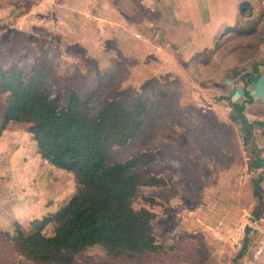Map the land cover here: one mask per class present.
I'll return each instance as SVG.
<instances>
[{"label":"rangeland","instance_id":"1","mask_svg":"<svg viewBox=\"0 0 264 264\" xmlns=\"http://www.w3.org/2000/svg\"><path fill=\"white\" fill-rule=\"evenodd\" d=\"M149 16L128 20L112 0H0V63L28 72L50 61L53 78L47 85L61 106L70 92L98 107L121 95L149 101L159 91H183L181 117L167 131L150 141L142 134L117 155L156 153L144 171L162 176L167 186L144 188L133 206L155 212L156 236L174 250L165 259L118 261L91 248L74 264H264V193L257 204L251 186L264 169L250 154L253 143L264 160V122L254 121L248 108L241 119L233 108L247 101L240 77L252 70L253 48L264 40V28L250 38L229 34L214 49L193 53L159 40L157 22ZM244 125L251 130L249 142ZM27 128L11 121L0 135V230L18 237L36 228L51 236L55 214L84 185L45 161ZM261 186L264 192V176ZM244 238L247 248L235 261ZM8 263L35 264L16 253Z\"/></svg>","mask_w":264,"mask_h":264},{"label":"trees","instance_id":"2","mask_svg":"<svg viewBox=\"0 0 264 264\" xmlns=\"http://www.w3.org/2000/svg\"><path fill=\"white\" fill-rule=\"evenodd\" d=\"M258 76L255 65L240 77L245 97L249 96L248 85ZM52 78L53 67L48 60L28 72L0 63V135L11 121L28 124L27 132L41 157L50 165L73 173L84 188L55 214L53 235L45 236L35 228L14 237L0 230V264H9L14 253L35 264H74L77 256L91 248H100L118 261L168 257L174 249L157 238L155 212L145 206H133L144 188L167 186L162 176L144 171L156 153L138 150L123 158L117 155L142 134L143 140L150 141L156 132L167 131L171 122L181 117L182 89L159 91L149 101L140 95H121L98 107L70 92L67 104L61 106L47 85ZM233 108L240 118L244 103L233 104ZM243 128L249 142L251 130L246 125ZM193 140L199 143L194 137ZM250 154L255 166L264 169V160L253 143ZM263 176L261 171L251 179L257 204L263 200ZM246 248L244 238L235 261L242 258Z\"/></svg>","mask_w":264,"mask_h":264},{"label":"crops","instance_id":"3","mask_svg":"<svg viewBox=\"0 0 264 264\" xmlns=\"http://www.w3.org/2000/svg\"><path fill=\"white\" fill-rule=\"evenodd\" d=\"M112 1L115 8L128 20L140 13H149L157 22L153 27L157 28L159 40L177 43L181 45V49L191 47L193 53H202L208 46L209 51L214 49L217 42L225 40L229 34L239 35L247 32L250 38L255 36L256 29L264 28V18L256 19L257 14L264 17V0ZM148 26L152 27V24L149 22ZM256 45L251 59L252 67L257 66L259 76L247 87L249 96H244L247 100L244 101V109L248 108L246 112L253 114L254 121L264 122V40H260ZM227 85L223 88L228 89ZM242 86L239 88L243 94ZM236 91L238 90L235 89ZM229 92L231 91L228 90Z\"/></svg>","mask_w":264,"mask_h":264}]
</instances>
